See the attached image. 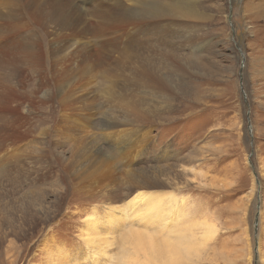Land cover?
I'll return each instance as SVG.
<instances>
[{"label":"rangeland","instance_id":"obj_1","mask_svg":"<svg viewBox=\"0 0 264 264\" xmlns=\"http://www.w3.org/2000/svg\"><path fill=\"white\" fill-rule=\"evenodd\" d=\"M10 4L0 264H157L130 230L193 248L176 264H264V0H59L67 29Z\"/></svg>","mask_w":264,"mask_h":264},{"label":"bare ground","instance_id":"obj_2","mask_svg":"<svg viewBox=\"0 0 264 264\" xmlns=\"http://www.w3.org/2000/svg\"><path fill=\"white\" fill-rule=\"evenodd\" d=\"M61 1V0H60ZM127 1V0H126ZM139 2V1H138ZM147 2V0H146ZM150 2V1H149ZM157 2V1H156ZM168 2V1H167ZM6 3V2H5ZM8 3V2H7ZM122 3V2H121ZM137 3L135 5L136 8H138L139 4ZM153 3V2H152ZM159 3V1H158ZM161 3V1H160ZM171 4V1H170ZM7 5V4H6ZM11 5H16L18 6V10H21L22 12L26 13L28 15V17L30 19H37L40 18L42 20L43 23V27L47 28V27H52L53 29H56L58 27H62V25H64V28H69V23H64L61 25V21H62V13L60 10V6H59V0H12V4H10V8ZM159 5V4H158ZM177 5V4H176ZM178 5H183L178 4ZM177 5V6H178ZM127 6V5H126ZM147 6V5H146ZM145 6V7H146ZM161 6V5H160ZM163 6V4H162ZM167 6V5H166ZM122 7V6H121ZM140 7V6H139ZM158 7V6H157ZM170 7V6H169ZM175 7V6H174ZM131 8V7H130ZM180 8H186L188 9L186 6H180ZM129 9V8H128ZM160 9V8H159ZM162 9V7H161ZM160 9V10H161ZM177 9V8H176ZM9 10V8H8ZM13 10V9H11ZM154 10V9H152ZM157 10V9H156ZM14 11V10H13ZM143 11L146 12V8L143 9ZM140 11V12H143ZM148 11V10H147ZM158 11V10H157ZM173 11V10H172ZM186 11V10H185ZM92 12V11H91ZM97 12V11H96ZM139 12V11H138ZM164 12V11H163ZM167 12V10H166ZM179 12V11H178ZM9 13V12H8ZM11 13V12H10ZM127 14H130L128 12H126ZM144 13V12H143ZM168 13V12H167ZM181 13V12H180ZM96 14V13H95ZM150 14V13H149ZM158 14V13H157ZM160 15V14H159ZM168 15V14H167ZM132 17V16H131ZM159 17V16H158ZM135 18V17H134ZM157 18V16H156ZM88 19V18H87ZM137 19V18H136ZM139 19V18H138ZM145 19V18H144ZM86 20V19H85ZM148 20V19H147ZM155 20V17H154ZM157 20V19H156ZM140 23V21H138ZM117 23V22H116ZM115 23V24H116ZM146 23V22H145ZM143 23V24H145ZM73 24V23H72ZM110 24V23H109ZM71 26V25H70ZM112 26V24H111ZM44 28V29H45ZM110 28V27H109ZM60 29V28H59ZM62 29V31H63ZM71 29V28H70ZM69 29V30H70ZM87 29H89V27H87ZM92 29V28H91ZM49 30V29H48ZM156 30V29H155ZM51 31V29H50ZM59 32V31H56ZM66 32V31H65ZM51 34H54L52 32H50ZM70 33V32H69ZM92 34V33H91ZM150 34V33H149ZM60 35V34H59ZM96 35V34H95ZM103 35V34H102ZM107 35V34H106ZM54 36V35H53ZM93 36V35H92ZM123 36V35H122ZM149 36V35H148ZM153 36V35H152ZM58 37V36H57ZM56 37V38H57ZM99 37V36H98ZM105 39V38H104ZM91 40V39H90ZM108 40V39H107ZM117 40V38H116ZM106 41V39H105ZM56 43V42H55ZM106 45V44H105ZM104 45V46H105ZM54 47V46H53ZM106 47V46H105ZM80 49V48H79ZM35 50V49H31ZM108 51V50H107ZM110 51V50H109ZM36 52V51H35ZM38 52V51H37ZM37 52L35 54H37ZM60 49L59 48H54L53 50V54H59ZM30 56L35 59V61L37 60L36 57H38V54L35 57L34 51L30 52ZM50 54V53H49ZM52 54V55H53ZM68 54H71L68 53ZM53 55V56H54ZM72 55V54H71ZM61 56V55H60ZM59 56V58H60ZM55 57V56H54ZM63 57V56H62ZM72 57V56H71ZM58 57L55 58V64H59L61 60H59ZM64 58V57H63ZM64 60V59H62ZM62 63V61H61ZM12 64V63H11ZM62 66V65H61ZM1 67H6V68H10L9 65H4L1 64ZM60 67V66H59ZM58 67V68H59ZM62 68V67H60ZM57 69V68H56ZM149 71V70H147ZM151 72V71H150ZM149 74V72H147ZM56 74V73H55ZM154 74V73H153ZM58 75V74H57ZM156 75V74H155ZM12 77V76H11ZM148 77V76H147ZM156 77V76H154ZM151 78V77H150ZM148 79L151 80V79ZM153 79V78H152ZM13 81V80H12ZM6 82V84L4 83ZM8 82V83H7ZM148 84H151L148 83ZM159 84V83H158ZM161 84V83H160ZM153 85V84H151ZM12 86V84L9 82V80L5 77H2L0 79V88H7L10 89V87ZM153 88V87H152ZM5 90V89H4ZM159 90V89H158ZM160 91V90H159ZM158 91V92H159ZM160 93V92H159ZM3 94V92H1V95ZM5 96V94H4ZM5 100V99H4ZM0 101H3V99L1 100V96H0ZM135 120V119H134ZM166 197V195H165ZM162 196H159L157 194L154 193H147V192H143V191H139L134 197L133 199H131V201L129 202L131 205H134L135 203L138 202H143L145 200H148V211L146 210V212L144 211V213H146V215L149 216L148 212H158V211H163V207L166 206V208H170L165 202H164V198ZM173 202V201H172ZM176 205V202H173ZM174 206V204H173ZM180 207V206H179ZM176 209V208H175ZM179 209V208H177ZM178 212V210H177ZM169 213V214H168ZM181 213V212H180ZM179 213V215H180ZM170 216H168V215ZM171 214H172V209L170 208V211L168 212V210L166 209V213L165 216L166 219L169 218L170 221H172L171 218ZM156 215V214H155ZM147 217V216H146ZM92 226V225H91ZM213 231L212 229H209L208 231H206L204 233V237H208L211 238V236L213 235ZM97 235V234H96ZM161 236V234H158ZM155 232L153 233H149L147 231H135V230H130L128 232V235L126 237V239H128L129 243L131 244V246L133 245L134 247V253L138 255L140 252L144 253L145 255H148L147 260H152L151 262L156 261L157 264H176L178 262L182 261V258H184L186 255L188 256L191 252V250L193 248L191 247H187V246H183V243H179L178 241L174 242L172 239L170 240H165L162 238V241H159V236H158ZM158 236V237H157ZM169 236V235H168ZM186 237V236H185ZM90 240V239H89ZM93 240V239H92ZM161 240V239H160ZM172 240V241H171ZM91 241V240H90ZM92 242V241H91ZM133 250V248H132ZM66 251V250H65ZM57 255H53L51 257L50 260L52 261V264H76V262H74V259L71 260L68 256V254H65V252L63 253L62 251L60 252L58 249V252H56ZM55 253V254H56ZM139 256V255H138ZM133 257V256H132ZM134 258L128 260L127 264H130L131 262H134ZM145 258V259H146ZM144 259V256H143ZM50 263V262H49Z\"/></svg>","mask_w":264,"mask_h":264}]
</instances>
